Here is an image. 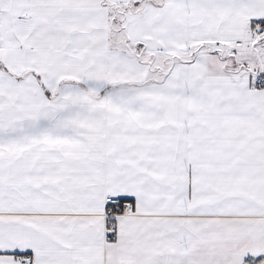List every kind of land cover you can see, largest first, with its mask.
I'll return each mask as SVG.
<instances>
[{"label": "snow or ice", "instance_id": "snow-or-ice-1", "mask_svg": "<svg viewBox=\"0 0 264 264\" xmlns=\"http://www.w3.org/2000/svg\"><path fill=\"white\" fill-rule=\"evenodd\" d=\"M0 264H264V0H0Z\"/></svg>", "mask_w": 264, "mask_h": 264}]
</instances>
